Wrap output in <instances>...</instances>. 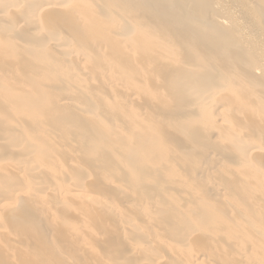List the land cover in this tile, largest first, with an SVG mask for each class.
I'll list each match as a JSON object with an SVG mask.
<instances>
[{
    "label": "bare ground",
    "instance_id": "obj_1",
    "mask_svg": "<svg viewBox=\"0 0 264 264\" xmlns=\"http://www.w3.org/2000/svg\"><path fill=\"white\" fill-rule=\"evenodd\" d=\"M0 264H264V0H0Z\"/></svg>",
    "mask_w": 264,
    "mask_h": 264
}]
</instances>
